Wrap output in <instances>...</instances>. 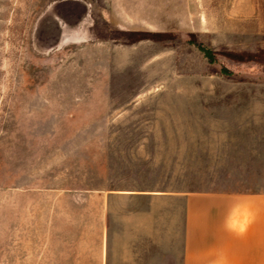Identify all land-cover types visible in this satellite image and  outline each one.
Segmentation results:
<instances>
[{"label":"rangeland","instance_id":"1","mask_svg":"<svg viewBox=\"0 0 264 264\" xmlns=\"http://www.w3.org/2000/svg\"><path fill=\"white\" fill-rule=\"evenodd\" d=\"M260 189L264 0H0V264L88 193Z\"/></svg>","mask_w":264,"mask_h":264},{"label":"crops","instance_id":"2","mask_svg":"<svg viewBox=\"0 0 264 264\" xmlns=\"http://www.w3.org/2000/svg\"><path fill=\"white\" fill-rule=\"evenodd\" d=\"M115 193L66 205L47 264H264V189Z\"/></svg>","mask_w":264,"mask_h":264},{"label":"trees","instance_id":"3","mask_svg":"<svg viewBox=\"0 0 264 264\" xmlns=\"http://www.w3.org/2000/svg\"><path fill=\"white\" fill-rule=\"evenodd\" d=\"M201 47V46H200ZM204 51H206V55L210 58V60H214V53L212 51L205 50L202 48Z\"/></svg>","mask_w":264,"mask_h":264}]
</instances>
